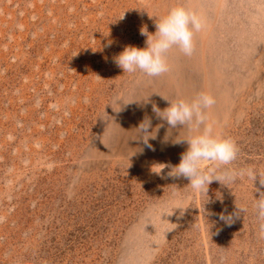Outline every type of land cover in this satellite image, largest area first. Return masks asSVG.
<instances>
[{"label": "rangeland", "instance_id": "374dc122", "mask_svg": "<svg viewBox=\"0 0 264 264\" xmlns=\"http://www.w3.org/2000/svg\"><path fill=\"white\" fill-rule=\"evenodd\" d=\"M178 5L205 21L193 54L170 50L158 77L123 73L114 57ZM201 92L239 149L235 179L207 193L151 171L178 164L189 134L152 105ZM145 116L162 124L151 148L134 139ZM259 201L264 0H0V264H264Z\"/></svg>", "mask_w": 264, "mask_h": 264}, {"label": "clouds", "instance_id": "9594fccd", "mask_svg": "<svg viewBox=\"0 0 264 264\" xmlns=\"http://www.w3.org/2000/svg\"><path fill=\"white\" fill-rule=\"evenodd\" d=\"M205 26L203 17L196 11L182 5L172 7L166 15L156 18L154 33H149L146 27H141V35L146 36L144 47L126 45L114 57V62L123 73L140 71L148 77L161 76L170 70V50L175 48L183 55L191 56L195 50L194 35L204 30ZM164 98L169 101L168 106L161 109L153 104L152 111L161 121L167 122L169 133L178 125L183 126L180 129L187 130L189 134L181 136L179 132L173 143L186 142L188 148L181 154L178 164L155 163L151 171L160 175L168 168V176L187 178V186L200 193H207L214 180L223 185L232 182L236 173L228 166L237 159L239 149L235 140L217 133L214 125L209 122L208 110L215 105V97L201 92L191 100ZM161 126L162 124H158L153 128L151 118L145 116L135 128L134 139H142L144 144L151 148L149 141L156 138ZM164 140L167 142L168 135ZM248 174L252 175L251 170H248ZM257 207L261 215H264V201H259ZM177 208L181 209L179 205L174 207ZM238 211L242 212L244 209H237L236 216ZM220 219L231 223L233 216L222 214Z\"/></svg>", "mask_w": 264, "mask_h": 264}]
</instances>
